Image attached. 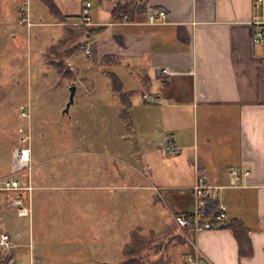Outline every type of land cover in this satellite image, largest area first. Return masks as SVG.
I'll use <instances>...</instances> for the list:
<instances>
[{"label":"crops","instance_id":"obj_1","mask_svg":"<svg viewBox=\"0 0 264 264\" xmlns=\"http://www.w3.org/2000/svg\"><path fill=\"white\" fill-rule=\"evenodd\" d=\"M52 1L67 16L66 21L52 13L43 0H30L31 18L33 25L61 26L57 40L65 23L79 19L86 0ZM89 1L90 25L100 28L86 43L90 53L84 52L88 56L85 66L90 80L105 75L109 83L108 89L102 90L94 82H88L92 85L88 90L91 103L117 113L124 123L120 137L125 140L135 137L137 142V151L132 153L135 165L129 164L126 152L106 155L111 161L117 159L120 165L136 169L141 179L137 187L153 192L149 201L153 209L158 203L171 209L168 202L176 205L169 223L161 222L159 230L150 227L148 231L173 234L175 215L192 207L191 185L198 175L212 183L228 184L226 167L242 165L250 173L239 185L224 187L222 196L227 203L226 218H239L247 228L250 253L240 255L237 238L229 227L182 233L191 239L189 250L196 264H264V37L254 40L255 32L264 30V0H148V8L166 11L163 21L153 23L146 17L112 21L113 0ZM16 3L17 0H3L0 48L13 43L16 50L14 44L22 43L24 30L17 26L14 17V10L18 14ZM43 17L46 21H39ZM29 30H25L27 46ZM105 54L119 55L122 61L102 66L100 60ZM9 57L18 63L15 52ZM162 67L169 72L161 73ZM105 70L115 72L123 88L132 92L129 120L121 116L124 105ZM145 93L150 100L144 99ZM27 112L26 117H30ZM8 140L4 148L6 156L0 159V179L13 175L22 185L32 186L30 190L19 191L25 201L30 195V215L18 213L10 204L11 191L0 190V232L10 233L16 243L13 252L17 260V252L30 247L29 263L43 264L44 253H36L29 241L46 242L58 236L62 239L70 233L65 224L60 230L56 227L63 223L59 217H55L51 226L48 224L47 209L52 203L63 204L69 198L64 190L73 193L72 208L84 212L73 214L72 234L81 231L108 234L106 238L112 240L122 232L144 228L140 221L130 230L126 193L97 194L113 184H75L74 178H66L69 163L45 169L42 165L47 158L32 145H29L30 159L19 161L15 156L17 138L9 136ZM122 148L118 146L119 150ZM122 180L123 167L116 187H124ZM87 189L91 195L82 193ZM54 229L59 231L58 236L50 234ZM1 261L0 250V264Z\"/></svg>","mask_w":264,"mask_h":264},{"label":"rangeland","instance_id":"obj_2","mask_svg":"<svg viewBox=\"0 0 264 264\" xmlns=\"http://www.w3.org/2000/svg\"><path fill=\"white\" fill-rule=\"evenodd\" d=\"M2 3L3 0H0V13ZM11 6L13 7V4ZM18 16L14 10L15 22L24 30L21 33L22 43L14 44L16 50L12 47L13 43L6 48H0V159H3V155L6 156L4 148L6 142L9 143V136L17 138L18 127H26L30 132L28 144L32 145L38 154L47 158L42 165L43 168L54 169L55 165L69 163L66 178H74L75 184H107L106 182L113 184L108 189L98 190L97 194L104 196L108 191L126 193L130 230L140 221L144 227L142 232H147L150 227L159 230L163 226L161 222H170L176 210L175 203L168 202L171 203L172 209L163 203H158L153 209L149 204L153 192L137 187L136 184L141 182V179L138 178L136 169L131 165L128 167L120 165L117 159L111 161L106 155L119 151L126 152L129 154L127 158L129 164H136L135 158L132 157V153L137 151L135 137L126 140L120 137L124 132L123 120L117 113L108 109L101 110L91 103L92 96L88 90L92 85L89 83L94 82L97 89H108L107 77L99 75L95 79L92 77L93 81L90 80V72L85 66L88 56L84 51L69 55L71 64L79 67V76L74 82L76 90L73 101L65 110L70 94L69 81L61 78L57 70L45 64L42 59V51L50 42L56 41L57 34L62 32L61 26L33 25L29 30L30 42L27 46L26 27L18 22ZM39 21H46V18L43 17ZM14 52L18 63L9 60V56L14 55ZM22 109L26 112L29 110L30 117L21 115ZM121 145L123 148L119 150L118 146ZM95 150L98 153H95ZM121 167H123L121 184H124L122 189L115 185ZM28 185L31 186L30 183ZM84 191L82 192L84 195L90 194L88 189ZM64 195L69 198L63 204L52 203L47 209L50 215L48 224L51 226L55 217H59L63 223L62 225L58 223L56 227L58 226L60 230L65 224L70 233L67 232L64 238L58 239L59 231L54 229L50 234L58 237H52V240L29 241L36 253H44L43 264H121L119 261L122 257V248L129 240L130 231L122 232L112 240L106 238L108 234H90L86 231L72 234L73 214L77 210L72 208L73 193L64 190ZM29 203L31 207L30 199ZM81 224L77 223L78 228ZM172 233V235L160 233V249L157 252L155 248L144 251V264H150L161 255L168 258L161 264H193L189 258L191 239L188 236L184 237L176 227H173ZM173 235L174 238H171ZM26 240L28 242V237ZM28 248L30 247L17 252L21 264L29 263Z\"/></svg>","mask_w":264,"mask_h":264},{"label":"trees","instance_id":"obj_3","mask_svg":"<svg viewBox=\"0 0 264 264\" xmlns=\"http://www.w3.org/2000/svg\"><path fill=\"white\" fill-rule=\"evenodd\" d=\"M49 10L54 13L61 21H66L67 16L59 12L52 0H43ZM148 11V0H113L111 5L112 21H135L144 19ZM79 17V16H78ZM100 28L84 23H65L62 36L54 43L50 44L43 53V61L45 64L54 67L61 78L74 84L79 76V67L68 62V56L80 50L84 51L89 38ZM122 57L115 54H105L100 60L102 66H111L119 64ZM113 90L120 98L124 105L121 116L125 120H129L130 115L128 107L130 106L131 91L123 88V83L119 76L109 70H105ZM221 227H229L233 230L239 246L240 255L249 254L251 251L250 239L247 234V228L239 218H230L221 223ZM166 233H164L165 235ZM160 233L154 230L142 232L140 228L132 229L129 240L122 249L121 264H144L143 254L148 249L155 248L157 252L160 247ZM167 235V234H166ZM173 235L171 238H174ZM14 254L11 252L1 251V264H6L8 256ZM167 257L162 255L150 264H161Z\"/></svg>","mask_w":264,"mask_h":264},{"label":"built area","instance_id":"obj_4","mask_svg":"<svg viewBox=\"0 0 264 264\" xmlns=\"http://www.w3.org/2000/svg\"><path fill=\"white\" fill-rule=\"evenodd\" d=\"M259 1V0H258ZM18 22L26 27L27 30L34 24L31 18V3L30 0H18ZM166 17L164 8L154 10L148 8L146 19L148 22L163 21ZM73 23H91V1L86 0L81 8L79 19ZM264 37V30L258 29L254 34V40L259 41ZM84 52L90 53L89 46H85ZM160 72L167 74L169 71L167 67H162ZM145 100H150V97L143 94ZM21 115L28 116V112L22 109ZM18 146L15 148V156L19 161L29 160V144L30 139L29 129L23 126L18 127ZM226 171L229 176L228 184L212 183L205 179V177L198 175L195 182L191 185L192 191V207L188 212H181L175 215L174 222L176 228L181 232L198 231L201 229L216 228L226 220L227 203L223 199L222 190L226 186L239 185L244 181V178L250 173V170L242 165H228ZM30 185H22L16 176L9 175L0 179V190L7 189L12 193V200L10 204L14 205L17 212L24 215H30L31 207L29 203L30 196L27 195V201L20 190H30ZM16 243L12 240L10 233L6 231L0 232V250L3 252L13 251ZM189 258L194 264L197 260L189 255ZM6 264H19L14 254L8 256ZM29 264H35L31 261Z\"/></svg>","mask_w":264,"mask_h":264},{"label":"water","instance_id":"obj_5","mask_svg":"<svg viewBox=\"0 0 264 264\" xmlns=\"http://www.w3.org/2000/svg\"><path fill=\"white\" fill-rule=\"evenodd\" d=\"M69 89H70V94H69V99H68V101H67V103H66L65 110L68 109V106H69V105L72 103V101H73V95H74V91H75V89H76V85H75V84H71V85L69 86Z\"/></svg>","mask_w":264,"mask_h":264}]
</instances>
